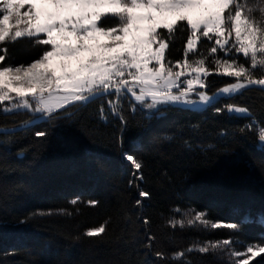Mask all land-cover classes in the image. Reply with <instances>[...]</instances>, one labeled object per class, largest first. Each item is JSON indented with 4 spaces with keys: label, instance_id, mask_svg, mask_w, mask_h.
Instances as JSON below:
<instances>
[{
    "label": "trees",
    "instance_id": "1",
    "mask_svg": "<svg viewBox=\"0 0 264 264\" xmlns=\"http://www.w3.org/2000/svg\"><path fill=\"white\" fill-rule=\"evenodd\" d=\"M247 7L258 5L245 0ZM113 20L101 23L111 27ZM159 31L169 44L166 62L182 61L188 31L181 27L171 37ZM33 39L1 43L7 48L0 51L1 66L28 65L50 48ZM213 45L202 37L188 55L193 62L206 58L209 95L235 82L214 73ZM237 55V63H245ZM254 76H264V69L258 67ZM111 98L75 104L55 119L0 135V264H240L233 253L264 246V146L258 139L264 90L243 89L201 111L146 110L125 95L110 108ZM228 105L246 107L249 117L229 116ZM32 119L30 113H0V128ZM38 131L46 135L37 137ZM126 153L142 163L140 179L122 159ZM200 213L208 226L197 221L189 227L187 221ZM173 220L184 227L173 226ZM101 226L100 236L85 235ZM212 243L220 247L196 250ZM178 252L184 258L172 260ZM251 264H264V255Z\"/></svg>",
    "mask_w": 264,
    "mask_h": 264
},
{
    "label": "snow or ice",
    "instance_id": "2",
    "mask_svg": "<svg viewBox=\"0 0 264 264\" xmlns=\"http://www.w3.org/2000/svg\"><path fill=\"white\" fill-rule=\"evenodd\" d=\"M255 2L258 7L245 10V0H0V43L27 37L35 38L32 40L35 44L50 46L28 65L0 67V105L8 102V106L0 107V113H31L33 119L47 121L56 118L58 109L77 102L87 104L112 97L108 99L111 108L121 95L140 108L158 111L197 103L214 107L215 96L200 91L207 87L205 79L212 74L205 66L206 58L198 57L194 62L188 59L202 37L214 41L209 54L214 57L216 69H222L224 76L236 78L217 95L232 99L252 85L264 90V76H254L258 67L264 69V0ZM257 10L260 15L254 16ZM105 17L114 18L113 26L105 27L101 23ZM181 27L189 33L185 58L174 64L166 62L169 44L159 30L164 29L171 37ZM0 51L6 52L7 48ZM218 51L223 57L214 55ZM241 53L245 63H237V54ZM4 59L0 55V63ZM192 96L198 100L194 101ZM112 112L115 114L116 110L112 108ZM226 112L229 116L250 115L246 107L232 105L227 106ZM120 119L123 123V117ZM26 128L27 125L20 126L22 130ZM3 134L10 133L5 130L0 133ZM35 135L44 137L46 133L38 131ZM258 139L264 142V123L258 128ZM122 159L140 179L142 163L130 153L124 154ZM139 195L147 197L149 194L140 192ZM197 221L208 226L202 213L189 219L187 224L194 227ZM171 223L184 227L182 220ZM260 223L264 224V218ZM210 226L237 227L232 223ZM104 231L101 226L87 230L85 235L97 237ZM152 239L150 235L147 237L148 241ZM145 246L150 247V244ZM209 247L215 250L220 244L212 243L196 250L206 253ZM246 252L250 256L240 264H251V259L264 255V246L249 245ZM156 255L164 259L163 253ZM183 258V252L171 257L172 260Z\"/></svg>",
    "mask_w": 264,
    "mask_h": 264
},
{
    "label": "water",
    "instance_id": "3",
    "mask_svg": "<svg viewBox=\"0 0 264 264\" xmlns=\"http://www.w3.org/2000/svg\"><path fill=\"white\" fill-rule=\"evenodd\" d=\"M228 85H226V86H224V87H227ZM223 88V87H222ZM222 88H220V89H222ZM248 88H260L261 89V87L260 86H258V85H252V86H249ZM219 89V90H220ZM247 89V88H246ZM219 90L218 91H216L214 94H212V95H209V96H215V98L212 100V104L213 103H215L216 101H218L219 99H221L222 97H226V95H217V93L219 92ZM243 90V89H242ZM79 102H77V103H75V104H78ZM75 104H71V105H67L64 109H58L57 110V113L55 114V115H58L59 113H61V112H63V111H65L67 108H69V107H71V106H73V105H75ZM174 106H176V107H180V108H184V109H189V110H193V111H201V110H204L205 108H207V107H205V106H201V107H197V106H195V105H193V106H185V105H174ZM209 107V106H208ZM32 121V123H25V124H23V125H27V128L26 129H28V128H31V127H33V126H35V125H37V124H39V123H41V122H44L45 120H41V119H33V120H31ZM21 126V125H20ZM20 126H17V127H13V128H0V133H5V130H8V133H13V132H17V131H22V129H20ZM26 129H23V130H26Z\"/></svg>",
    "mask_w": 264,
    "mask_h": 264
},
{
    "label": "rangeland",
    "instance_id": "4",
    "mask_svg": "<svg viewBox=\"0 0 264 264\" xmlns=\"http://www.w3.org/2000/svg\"><path fill=\"white\" fill-rule=\"evenodd\" d=\"M23 11V10H22ZM1 16H2V13H1ZM110 19H114V18H110V17H105V18H103L102 19V21L103 20H110ZM234 40V34H233V37H232V39L229 41V43L231 44L232 43V41ZM6 42V41H5ZM1 44V43H0ZM50 47V46H49ZM241 55H243L242 53H241ZM215 65V64H214ZM0 67H3V66H1V63H0ZM150 67H151V65H150ZM216 67V66H215ZM222 69H220V70H217V72H214V73H217V74H221L222 75ZM212 73V72H211ZM193 75H195V73H193ZM227 77V76H226ZM185 78H187V77H182V79H185ZM231 79H236V78H234V77H230ZM205 82H206V79H205ZM206 89V88H205ZM205 89H200V91H205L206 92V90ZM138 91V90H137ZM207 93V92H206ZM208 94V93H207ZM14 95V94H13ZM209 95V94H208ZM121 97V96H120ZM120 97H119V100H120ZM222 98H224V97H222ZM191 99H193L194 101H196V100H198V97H196V96H192L191 97ZM134 102V101H133ZM118 103V102H117ZM116 103V104H117ZM135 103V102H134ZM78 104H81V103H78ZM119 104V103H118ZM1 107H4V106H8V102L7 101H5V102H3V104L2 105H0ZM144 109H146V108H144ZM146 110H154V109H146ZM31 114V113H30ZM32 115V114H31ZM236 115H242V114H236ZM33 120V119H32ZM28 123V122H27ZM260 144H262L263 146H264V142H260ZM247 249V248H246ZM246 249L245 250H243L242 252H240V254L241 255H239V256H237L238 257V260H239V262L240 261H242L243 259H245V258H248L249 256H250V254H248L247 252H246ZM251 260H253V259H251Z\"/></svg>",
    "mask_w": 264,
    "mask_h": 264
},
{
    "label": "built area",
    "instance_id": "5",
    "mask_svg": "<svg viewBox=\"0 0 264 264\" xmlns=\"http://www.w3.org/2000/svg\"><path fill=\"white\" fill-rule=\"evenodd\" d=\"M195 106H197V107H201V106H203V105L197 103V104H195Z\"/></svg>",
    "mask_w": 264,
    "mask_h": 264
}]
</instances>
